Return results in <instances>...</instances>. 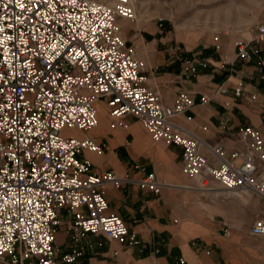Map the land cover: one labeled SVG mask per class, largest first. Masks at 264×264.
Returning a JSON list of instances; mask_svg holds the SVG:
<instances>
[{"label":"built area","instance_id":"1","mask_svg":"<svg viewBox=\"0 0 264 264\" xmlns=\"http://www.w3.org/2000/svg\"><path fill=\"white\" fill-rule=\"evenodd\" d=\"M134 16L131 0H0V264H75L83 255L80 239L88 234L132 247L142 244L136 231L108 211L105 197L107 185L119 187L129 179L111 170L95 172L83 154L102 155L103 144L75 134L98 126L99 100L112 129L127 127L133 117L154 141L178 146L182 171L200 190L217 182L227 191L252 192L264 200L262 130L243 126L242 148L207 145L210 157L204 155L203 141L173 118L207 103L208 96L181 92L165 106L146 86L144 64L126 47L116 24ZM262 45L264 21L253 39L234 42L236 57H259ZM214 48H221L219 36ZM243 86L237 83L236 96ZM218 91L226 92L222 86ZM138 167L139 188L160 194L166 183ZM61 211L69 216L71 251L56 246ZM250 234L264 237V215ZM176 264L188 263L180 256Z\"/></svg>","mask_w":264,"mask_h":264},{"label":"crops","instance_id":"2","mask_svg":"<svg viewBox=\"0 0 264 264\" xmlns=\"http://www.w3.org/2000/svg\"><path fill=\"white\" fill-rule=\"evenodd\" d=\"M145 32L150 41L140 50L145 65L143 72L146 84L158 93L161 102L171 106L181 92L193 94L196 99L202 94L209 98L207 103H198L173 118L174 124L203 141L204 155L210 157L207 145L220 144L227 151L242 148L243 126L259 128L264 134V45L260 56L250 61L238 59L234 46L237 39H253L254 31L250 37L224 36L220 50H215L212 42L185 44L173 59L166 47L159 49L163 41L156 37L155 29ZM137 41L144 43L145 39L140 36ZM239 81L244 83L243 94L236 96L234 88ZM220 86L225 93L218 91ZM96 106L98 126L75 134L103 144L102 155L89 151L83 154L95 172L111 170L118 177L129 179L119 187L107 185L105 197L108 211L118 214L130 230L136 231L142 244L132 247L88 234L80 239L83 255L75 264H176L180 256L188 264H247L238 246L236 256L228 254V241L218 232L220 225L206 219L182 193L181 188L187 192L191 187L183 183L182 175L188 176L182 171L181 149L154 141L133 117L127 119L126 128L112 129L104 101L99 100ZM139 165L154 171L166 183L160 194L139 188L137 181L143 176ZM224 215L227 216L226 210ZM60 217L56 246L62 252L71 251L69 216L61 211Z\"/></svg>","mask_w":264,"mask_h":264},{"label":"rangeland","instance_id":"3","mask_svg":"<svg viewBox=\"0 0 264 264\" xmlns=\"http://www.w3.org/2000/svg\"><path fill=\"white\" fill-rule=\"evenodd\" d=\"M131 2L135 12L134 18L117 19L116 24L126 47L132 49L134 57L143 64L141 46L150 41L146 37L145 29L153 28L157 31L156 37H161V42L163 41L159 43V49L166 47L173 59L185 44L189 46L193 43H214L215 36H219L220 41H224V36L238 34L250 37V32L255 30L256 25L264 21V0ZM140 36L145 39L144 43L137 41ZM142 73L144 75V72ZM182 177L183 183L191 187L187 192V189L181 188L182 193L190 205L196 206L206 219L220 225L218 232L228 241V254L236 256L238 246L240 253L245 257V263L264 264V237L250 234L253 220L264 213V200L252 192L225 193L228 191L217 182H210V189L202 191L195 181L184 175ZM224 210L227 211V216L224 215Z\"/></svg>","mask_w":264,"mask_h":264},{"label":"bare ground","instance_id":"4","mask_svg":"<svg viewBox=\"0 0 264 264\" xmlns=\"http://www.w3.org/2000/svg\"><path fill=\"white\" fill-rule=\"evenodd\" d=\"M183 32H184V31H183ZM100 117H101V116H100ZM225 193H232V191H228V192H225ZM230 198H231V197H230ZM246 199H247V198H246ZM244 200H245V199H244ZM244 200H243V201H244Z\"/></svg>","mask_w":264,"mask_h":264}]
</instances>
